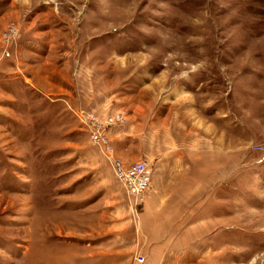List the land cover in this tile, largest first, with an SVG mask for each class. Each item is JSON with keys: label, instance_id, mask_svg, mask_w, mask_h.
Instances as JSON below:
<instances>
[{"label": "rangeland", "instance_id": "obj_1", "mask_svg": "<svg viewBox=\"0 0 264 264\" xmlns=\"http://www.w3.org/2000/svg\"><path fill=\"white\" fill-rule=\"evenodd\" d=\"M150 107L166 112L154 145L216 152L212 220L231 226L232 264H264V0H0V264L143 254L164 223L70 109L122 112L106 131L129 166L146 161Z\"/></svg>", "mask_w": 264, "mask_h": 264}, {"label": "crops", "instance_id": "obj_2", "mask_svg": "<svg viewBox=\"0 0 264 264\" xmlns=\"http://www.w3.org/2000/svg\"><path fill=\"white\" fill-rule=\"evenodd\" d=\"M150 109L146 122H151L152 136L149 142L146 123L145 160L152 178L145 193L144 210L147 216L161 218L164 224L159 225L158 234L145 237L150 246L142 254L143 264H232L231 239L225 235L231 226L217 228L212 220L217 216L214 207L218 205L216 152L193 145H154L155 122H161L166 112L161 108L160 117L154 122ZM115 157L118 158L116 154Z\"/></svg>", "mask_w": 264, "mask_h": 264}, {"label": "built area", "instance_id": "obj_3", "mask_svg": "<svg viewBox=\"0 0 264 264\" xmlns=\"http://www.w3.org/2000/svg\"><path fill=\"white\" fill-rule=\"evenodd\" d=\"M5 41L16 34L14 25L7 29ZM74 117L78 120L83 130L87 133L89 141L95 147L99 148L102 156L110 165L113 175L123 192L126 194L130 204L134 208L144 205V197L146 191L150 187L152 170L146 161H137L129 166H124L115 158V148L107 135L106 129L111 126L122 125L125 123V116L122 112H117L109 116L104 123H100L92 113L85 112L81 108L70 109ZM135 264H143L144 256L137 254L134 257Z\"/></svg>", "mask_w": 264, "mask_h": 264}]
</instances>
